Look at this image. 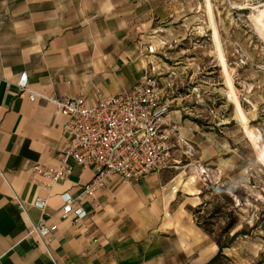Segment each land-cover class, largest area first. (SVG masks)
Masks as SVG:
<instances>
[{
  "label": "crops",
  "instance_id": "obj_1",
  "mask_svg": "<svg viewBox=\"0 0 264 264\" xmlns=\"http://www.w3.org/2000/svg\"><path fill=\"white\" fill-rule=\"evenodd\" d=\"M137 4L0 0V264H207L213 258L217 245L186 239L185 231L199 234L200 228L192 217L181 218L183 210L172 209L180 192L175 179L164 182L161 173H151L133 184L112 180L96 198L83 201L90 215L76 224L58 214L60 195L78 196L96 167L70 159L71 175L52 190L32 171L35 164L60 165L65 118L53 104L22 94L19 76L27 72L30 89L39 95L84 96L90 104L133 88L154 65L148 48L157 37L154 19L144 29ZM185 113L170 106L178 146L194 149L195 161L222 185L243 186L246 136L231 141L229 124H193L183 119ZM13 194L26 202L25 214ZM36 196L47 199L48 223L58 226L49 242L54 261L29 234V223L44 218L31 204Z\"/></svg>",
  "mask_w": 264,
  "mask_h": 264
},
{
  "label": "rangeland",
  "instance_id": "obj_2",
  "mask_svg": "<svg viewBox=\"0 0 264 264\" xmlns=\"http://www.w3.org/2000/svg\"><path fill=\"white\" fill-rule=\"evenodd\" d=\"M147 1L154 9L143 6L149 5L146 0H138L137 13L147 32V23L154 19L152 31L157 37L150 43L153 66L162 82L173 84V90L166 93L171 108L185 109L183 119L193 124H229L230 140L238 142L246 134L230 99L226 73L207 21L205 0ZM263 3L264 0H211L227 72L249 123L260 132L264 143V37L252 17L253 8ZM174 136L170 160L159 173L164 182L175 179V186H180L172 209L180 208L184 211L181 218L192 217L194 223H200L199 234L185 231L186 239L200 240L201 247L231 243L216 264H264V161L251 139H243L242 158L247 166L246 181L241 186L222 185L218 176H209L207 168L195 161L194 149L184 152ZM232 220L234 227L226 231ZM236 233L239 234L233 238ZM218 251L219 248L213 257Z\"/></svg>",
  "mask_w": 264,
  "mask_h": 264
},
{
  "label": "built area",
  "instance_id": "obj_3",
  "mask_svg": "<svg viewBox=\"0 0 264 264\" xmlns=\"http://www.w3.org/2000/svg\"><path fill=\"white\" fill-rule=\"evenodd\" d=\"M149 53L153 54L152 47ZM156 74V67L151 65L133 88L116 95L100 96L94 104L88 103L84 96L39 95L30 89L27 72L19 76L17 87L22 94H27L30 101L38 97L53 104L65 118L63 132L67 146L61 154L60 165L35 164L32 167L40 183L52 190L54 185L64 182L72 173L70 159L82 167H96L94 178L83 186L78 196L70 192L60 195L63 206L58 214L63 220L71 219L76 224L87 220L90 212L83 201L96 198L112 180L133 184L167 167L174 146V130L166 93L173 90V84L162 82ZM13 195L25 214L26 202L17 194ZM31 204L44 218L38 223H29V234L40 240L54 261L49 242L58 226L48 223L47 199L36 196Z\"/></svg>",
  "mask_w": 264,
  "mask_h": 264
},
{
  "label": "bare ground",
  "instance_id": "obj_4",
  "mask_svg": "<svg viewBox=\"0 0 264 264\" xmlns=\"http://www.w3.org/2000/svg\"><path fill=\"white\" fill-rule=\"evenodd\" d=\"M205 2L208 11L207 21L208 23H210V26L213 29V40H214L215 48L218 52L220 64L226 73V84L231 93L230 99L236 105V118L241 123L246 136L251 139L253 148L258 154L259 158L264 161V143L262 142L261 134L256 128H254L249 123V119L246 116V113L238 100L233 81L227 72V63H226L223 41L221 39L219 29L214 19L215 15L213 10V5L211 4V0H205ZM253 10L255 11V13L252 14V17L254 19L256 29L258 33L264 37V3L262 5L254 7ZM191 192L193 191L191 190ZM215 249H217V246L215 247Z\"/></svg>",
  "mask_w": 264,
  "mask_h": 264
},
{
  "label": "trees",
  "instance_id": "obj_5",
  "mask_svg": "<svg viewBox=\"0 0 264 264\" xmlns=\"http://www.w3.org/2000/svg\"><path fill=\"white\" fill-rule=\"evenodd\" d=\"M197 223H198V225L200 224L199 222H197ZM233 227H234V221L232 220V221H230V222L227 224L225 230H226V231H230ZM238 234H239V233L234 234L233 238H234L235 236H237ZM230 244H231V243H228L227 245H222V244H220V243H217L218 248H219V251H218V253L215 255V257H213V259L209 262V264H216V263L218 262V259H219V258L221 257V255H222L223 249L230 248Z\"/></svg>",
  "mask_w": 264,
  "mask_h": 264
}]
</instances>
